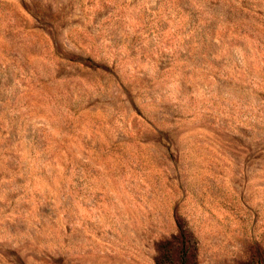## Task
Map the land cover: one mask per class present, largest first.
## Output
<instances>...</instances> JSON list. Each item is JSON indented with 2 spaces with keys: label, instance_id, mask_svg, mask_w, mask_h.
<instances>
[{
  "label": "rangeland",
  "instance_id": "rangeland-1",
  "mask_svg": "<svg viewBox=\"0 0 264 264\" xmlns=\"http://www.w3.org/2000/svg\"><path fill=\"white\" fill-rule=\"evenodd\" d=\"M181 263L264 264V0H0V264Z\"/></svg>",
  "mask_w": 264,
  "mask_h": 264
},
{
  "label": "trees",
  "instance_id": "trees-1",
  "mask_svg": "<svg viewBox=\"0 0 264 264\" xmlns=\"http://www.w3.org/2000/svg\"><path fill=\"white\" fill-rule=\"evenodd\" d=\"M186 250L185 249H182V251L180 252L181 254H184ZM182 264V263H181Z\"/></svg>",
  "mask_w": 264,
  "mask_h": 264
}]
</instances>
